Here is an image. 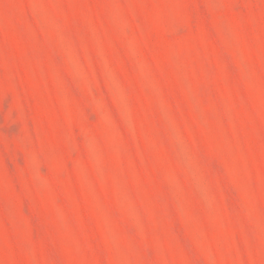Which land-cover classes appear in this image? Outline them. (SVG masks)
I'll use <instances>...</instances> for the list:
<instances>
[{
	"label": "rangeland",
	"instance_id": "374dc122",
	"mask_svg": "<svg viewBox=\"0 0 264 264\" xmlns=\"http://www.w3.org/2000/svg\"><path fill=\"white\" fill-rule=\"evenodd\" d=\"M0 264H264V0H0Z\"/></svg>",
	"mask_w": 264,
	"mask_h": 264
}]
</instances>
